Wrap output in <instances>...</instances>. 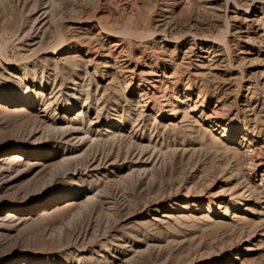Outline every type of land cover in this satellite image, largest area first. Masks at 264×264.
<instances>
[{
  "label": "rangeland",
  "instance_id": "rangeland-1",
  "mask_svg": "<svg viewBox=\"0 0 264 264\" xmlns=\"http://www.w3.org/2000/svg\"><path fill=\"white\" fill-rule=\"evenodd\" d=\"M25 256L264 264V0H0V264Z\"/></svg>",
  "mask_w": 264,
  "mask_h": 264
},
{
  "label": "bare ground",
  "instance_id": "bare-ground-1",
  "mask_svg": "<svg viewBox=\"0 0 264 264\" xmlns=\"http://www.w3.org/2000/svg\"><path fill=\"white\" fill-rule=\"evenodd\" d=\"M12 99L14 100V99H21V101L22 102H27V101H31L30 100V98L29 97H24V96H22V95H19V94H14V96L12 97ZM240 131L238 130V129H235V130H230L229 128H226V133L227 134H231V135H236V134H238ZM37 151H38V153H39V150L38 149H36ZM15 151V153H16V151H17V155H25V156H33V155H35V153L33 154V153H29L30 151L31 152H33V151H35V149H33V150H28V149H25V148H22V147H17L16 148V150H14ZM38 153H36V154H38ZM39 156V155H38ZM51 201H53V200H51ZM111 203L112 202H110V201H104L103 202V204L104 205H107V206H111ZM24 209H26V208H24ZM33 208H29V209H27V210H32ZM40 212H42V211H40ZM7 216L8 217H10V218H12V217H15V214H14V209H12L11 210V212L10 213H8L7 214ZM8 219V218H7ZM8 220H10V219H8ZM22 264H48V263H45V262H41V263H39V262H37L35 259H33V258H29V257H27V256H25V258L24 257H22ZM15 261H16V258H14V259H11V260H9V261H7L6 262V264H15Z\"/></svg>",
  "mask_w": 264,
  "mask_h": 264
}]
</instances>
